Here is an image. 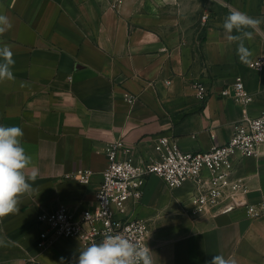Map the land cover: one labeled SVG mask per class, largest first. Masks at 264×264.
I'll use <instances>...</instances> for the list:
<instances>
[{"label": "crops", "instance_id": "obj_1", "mask_svg": "<svg viewBox=\"0 0 264 264\" xmlns=\"http://www.w3.org/2000/svg\"><path fill=\"white\" fill-rule=\"evenodd\" d=\"M230 9L264 19V0H0L12 25L0 46L9 45L15 61V80L0 82V125L23 130L32 158L25 175L38 172L19 212L0 218V264H60L61 257L74 264L80 240L51 233L40 247L37 215L60 205L76 215L92 208L111 144L121 141L140 162L156 156L160 135L185 151L226 142L243 106L220 92L239 77L253 97L251 114L264 111V69L241 62L226 39ZM254 36L245 41L250 62L264 55V23ZM199 81L215 82L217 94L202 100ZM79 169L92 172L90 183L69 176ZM233 176L248 188L245 204L195 216L184 209L193 182L172 190L159 176L148 179L127 212L151 221L154 264H209L214 255L264 264V213L249 211L264 205V147L239 161Z\"/></svg>", "mask_w": 264, "mask_h": 264}, {"label": "built area", "instance_id": "obj_2", "mask_svg": "<svg viewBox=\"0 0 264 264\" xmlns=\"http://www.w3.org/2000/svg\"><path fill=\"white\" fill-rule=\"evenodd\" d=\"M249 65L263 70L264 55H259ZM215 85V82H197L198 96L206 100L217 94ZM232 88L226 86L220 94L231 95L239 102L243 106V116L226 142L215 143L208 150L185 151L171 136L160 135L155 139L156 156L150 161L140 162L128 156V149L121 141L111 144L107 149L108 167L103 173L93 207L79 215L65 205L53 211L41 210L37 219L43 229L38 245L47 247L53 241L52 233L55 238L79 239L84 250L92 243H100L106 235L119 233L151 250L150 221L131 216L127 207L130 202L136 204L141 201L147 181L153 175L161 177L170 189L193 182L195 187L184 209L194 216L207 211L218 215L244 205L245 201L240 196L247 194L248 188L233 174L239 161L257 155L264 147V111L258 115L251 114L248 105L253 97L242 78L239 77ZM128 98L134 99L130 95ZM69 176L82 183H90L92 172L79 169ZM249 211L256 216L262 215L264 205H252Z\"/></svg>", "mask_w": 264, "mask_h": 264}, {"label": "clouds", "instance_id": "obj_3", "mask_svg": "<svg viewBox=\"0 0 264 264\" xmlns=\"http://www.w3.org/2000/svg\"><path fill=\"white\" fill-rule=\"evenodd\" d=\"M264 23L262 18H254L247 13L230 9L225 17L223 29L226 39L237 44V55L243 63H250L252 52L245 41L255 38L254 33ZM12 27L5 15H0V34ZM15 61L9 45L0 46V82L15 80L12 66ZM25 82H21V87ZM23 130L18 126L0 125V218L19 212V197L33 191L32 183L38 172L25 175V169L32 164L21 143ZM31 181L32 183H29ZM152 251L147 246H140L123 235L117 233L106 235L100 243H92L79 252L74 264H154ZM60 264H64L61 257ZM209 264H235L222 255H214Z\"/></svg>", "mask_w": 264, "mask_h": 264}, {"label": "rangeland", "instance_id": "obj_4", "mask_svg": "<svg viewBox=\"0 0 264 264\" xmlns=\"http://www.w3.org/2000/svg\"><path fill=\"white\" fill-rule=\"evenodd\" d=\"M214 2L217 3V0H214ZM169 189H170V188H169ZM172 190H174V189H172ZM178 204H179V203H178ZM150 223H151V221H150ZM151 227H152V223H151Z\"/></svg>", "mask_w": 264, "mask_h": 264}]
</instances>
